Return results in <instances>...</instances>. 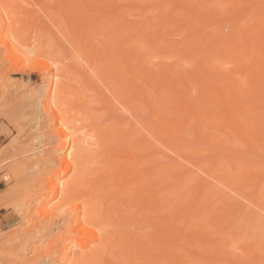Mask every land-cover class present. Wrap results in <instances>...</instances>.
Masks as SVG:
<instances>
[{
    "label": "rangeland",
    "instance_id": "374dc122",
    "mask_svg": "<svg viewBox=\"0 0 264 264\" xmlns=\"http://www.w3.org/2000/svg\"><path fill=\"white\" fill-rule=\"evenodd\" d=\"M87 1L93 4L90 6ZM87 1L88 6L82 0H0V235L12 238L15 247L11 250L26 257L23 264H56L66 250L64 237L69 234L70 206L78 201L77 196L89 197L95 189L102 194L101 200L106 201L103 226L118 236L117 247L121 252L119 257L110 253L107 264H264V109H259V115L253 117L250 109H246L247 104L235 99L239 98L237 93L243 99L237 84L241 82L238 76L244 73H251L248 80L252 88L264 98V82L261 83L264 50L259 53L263 56L256 54L254 44L247 37L251 32L243 33L250 27L252 32L259 31L257 24L264 20V0H116L114 3L107 0V4H113L111 9L102 0ZM94 5H103L107 11L101 8L102 12L101 6L96 7L97 11ZM79 15L90 18L87 27L82 26L87 19L82 16V21ZM2 19L7 22L8 30ZM201 24L208 33L198 34L201 28L196 25ZM260 31L264 33V27ZM7 36L11 45L7 44ZM260 41L263 45L264 36ZM77 44L79 52L75 49ZM38 49L41 55L36 53ZM215 52L218 56L212 55ZM128 54L136 60L129 59ZM46 57L50 58L48 62H56V68L42 74L37 67L44 69L45 63L48 64ZM209 62L215 65L209 66ZM57 67L62 73L61 101L76 90L82 92L84 103L77 104L76 115L82 121L89 116L96 135V145L79 155L78 172L69 171L60 179L63 186L71 184L70 199L66 201L59 195L50 197L44 185L60 164L55 161L51 167L44 168L39 162L45 152L59 146L58 140L62 138L55 140L59 136L55 134L54 141L50 136L68 115L67 111L59 112L53 118L51 109L45 111L41 103L36 104L38 92L44 84L48 86L47 80L57 72ZM198 67L206 73L205 80ZM259 72L262 75H257ZM211 83L218 87L222 97L234 103L227 105L232 109L230 118H236L250 137L257 132L261 140L246 141L242 134H232L236 124L226 129L227 125L222 123L226 110L220 107L222 97L213 98V91L206 90ZM226 86H234L233 93H237L226 96L223 91ZM173 88L185 95H175L178 100L183 98L181 101L175 100ZM211 97L212 103L208 100ZM111 101L116 105L114 110ZM255 102L247 106L256 105ZM179 103L188 109H181ZM202 104L209 107L203 106L208 112L201 119L207 129L197 120L204 116L196 108ZM235 104L246 110L240 113ZM190 107L193 112H189ZM75 119L74 123L79 125ZM160 124L170 133L159 129ZM218 133L228 138L221 139ZM127 145L141 160L145 161L151 154L157 159L145 180H131L128 192L118 193V180L106 172L110 165L98 163L96 157L110 153L125 158ZM240 164L246 169L238 174ZM162 165L166 167L159 170L165 173L156 169ZM89 168L93 172L86 175ZM218 172L221 177L212 178ZM74 176L77 179L72 181ZM85 176L87 180L82 187ZM154 191L159 193L154 195ZM37 198H45L44 203L36 204ZM44 211L48 212L46 216L42 214ZM91 245L96 247L98 243ZM67 250L70 253L65 264H70L72 258L79 260V264H101L100 258L87 256L86 248L70 243Z\"/></svg>",
    "mask_w": 264,
    "mask_h": 264
},
{
    "label": "bare ground",
    "instance_id": "6f19581e",
    "mask_svg": "<svg viewBox=\"0 0 264 264\" xmlns=\"http://www.w3.org/2000/svg\"><path fill=\"white\" fill-rule=\"evenodd\" d=\"M87 1V0H86ZM86 1L84 2L83 0H82V3H84V5L86 4L87 5V3H86ZM95 1H97V0H95ZM106 1L107 0H105V2L102 0L101 1V3H103L104 4V6H105V3H106ZM116 1V0H112V3H114V2ZM88 2V4L91 6V4H93V3H89V1H87ZM96 3V2H95ZM94 3V4H95ZM107 3H108V1H107ZM106 3V4H107ZM191 3V2H190ZM98 4H100V3H98L97 2V5ZM107 5H109L110 6V4H107ZM231 5H232V3H231ZM230 5V6H231ZM251 5V4H250ZM88 6V5H87ZM95 6V9L98 11V9H99V6H101L100 7V10H101V8L104 10V8L106 9L105 10V12L107 11V7H104L103 8V5H99L98 7L96 6V5H94ZM109 6H108V13H109ZM113 6V4H111V6H110V9H111V7ZM233 6H236V5H234V3H233ZM98 9H97V8ZM227 7V6H226ZM232 7V6H231ZM231 7H229V8H231ZM114 8V7H113ZM198 8H199V6H198ZM215 8V7H214ZM225 8V7H224ZM182 9V8H181ZM226 9H228V8H226ZM80 10H82V9H80ZM99 10V11H100ZM103 10H101L102 12H103ZM213 10H215L216 11V8L215 9H213ZM184 11V10H183ZM82 12V11H81ZM212 12H214V11H212ZM217 12V14H218V12L219 11H216ZM215 13V12H214ZM81 14H83V13H81ZM181 14H183V13H181ZM219 14H220V12H219ZM218 14V15H219ZM212 15H214V14H212ZM77 16V15H76ZM82 16H83V18H85V19H87V20H85V23L84 24H82V26L83 27H85L86 25H87V23H88V20L90 21V18H88L87 16H85L84 17V15H79V18L80 19H82V21H84V19L82 18ZM87 17V18H86ZM3 20V19H2ZM180 20V19H179ZM87 21V22H86ZM174 22V21H173ZM1 23V22H0ZM3 23H4V25H6V29L8 28L7 26V22H5L4 20H3ZM261 24L260 25H258L257 24V26H259V29H257V28H255V29H257V30H259V31H256L257 32V34H256V32L254 31V32H252L251 30H253L251 27H250V30H248V31H246L247 29L246 28H248V27H246L245 29L246 30H242V29H238V31L239 30H241V31H243V33H245L246 35H247V32L249 33V31L251 32V33H249V35H247V37L248 38H250L249 39V41H250V43L251 44H254V45H252L253 47V50L254 51H256V54H258V55H262L263 56V54H259V53H263V47H264V44L263 45H261V41H260V39L264 36V33L263 32H261L260 30L261 29H263V27H264V20H261V22H260ZM74 24H77L76 22L74 23ZM79 24H80V22H79ZM203 24V23H202ZM196 25L197 27H200L201 28V31L200 30H198L197 29V27H196V34H197V30H198V32H200V33H198V34H200V35H202L204 32L205 33H208L207 32V30L206 31H204L202 28V26L204 25ZM81 25V24H80ZM205 26H206V24H205ZM204 26V27H205ZM260 26H262V28L260 27ZM87 27V26H86ZM232 27H233V25H232ZM235 27H236V25H235ZM234 28V27H233ZM261 28V29H260ZM205 29V28H204ZM236 29V30H237ZM249 29V28H248ZM254 29V30H255ZM8 30V29H7ZM185 30H186V28H185ZM92 32H93V30H91ZM202 31H203V33H202ZM237 31V32H238ZM235 33H236V31H235ZM255 34L256 35V37H255V35H251V34ZM241 34H242V32H241ZM245 34H244V36H245ZM261 34V35H260ZM195 35V34H194ZM205 35V34H204ZM203 35V36H204ZM209 35V34H208ZM91 37V36H90ZM246 37V36H245ZM253 37H254V41L252 40L253 39ZM7 38H8V36H7ZM205 38V37H204ZM241 38H242V36H241ZM203 39V38H202ZM208 38L206 37V40H207ZM256 39V40H255ZM10 39L8 38V40H6L7 41V44L8 45H11L12 43H11V41H9ZM13 40H16L15 38H13ZM198 40V39H197ZM253 42H252V41ZM154 41H156V40H154ZM196 41V40H195ZM263 41V40H262ZM17 43H19V45H25V43H20L19 41H16ZM140 42V41H139ZM139 42H137L138 44H137V46H139L140 47V43ZM209 42V41H208ZM217 42V41H216ZM231 42V41H230ZM242 42V41H241ZM240 42V43H241ZM258 42V43H257ZM142 43V42H141ZM196 43H197V41H196ZM201 43V42H200ZM206 43V42H205ZM14 44V43H13ZM40 44V43H39ZM190 44H191V42H190ZM189 44V45H190ZM195 44V43H194ZM193 44V46H191V47H193L192 49L190 48V50L192 51V50H194V46L196 45H194ZM202 44V43H201ZM200 44V45H201ZM211 44V43H210ZM210 44H208V45H210ZM231 44V43H230ZM38 45V44H37ZM214 45V44H213ZM250 45V44H249ZM215 46V45H214ZM251 46V45H250ZM250 46H249V48H250ZM38 48H39V45L37 46ZM80 48V46L77 44V45H75V49H77V48ZM210 47V46H209ZM78 48V49H79ZM207 48H208V46H207ZM216 48V47H215ZM218 48V47H217ZM234 48V47H233ZM249 48H248V50H249ZM77 49V52H79V50ZM212 49H214L213 47H212ZM251 49V48H250ZM215 50V49H214ZM220 51H221V48L219 49ZM252 50V51H253ZM262 52H261V51ZM21 51V50H20ZM23 51V50H22ZM27 51V50H26ZM219 51V52H220ZM231 51H233L232 49H231ZM250 51V50H249ZM248 51V52H249ZM257 51H258V53H257ZM25 52V51H24ZM28 52V51H27ZM38 52V53H37ZM210 52V51H209ZM218 52V51H217ZM217 52H215V53H213L212 55H217L218 53ZM230 52V51H229ZM233 52H235V51H233ZM26 53V52H25ZM25 53H23V55H27V53L25 54ZM36 53L38 54V55H41V54H39V53H42V52H40V50L38 49L37 51H36ZM237 53V52H236ZM236 53H235V56H236ZM129 54H132V53H129ZM128 54V55H129ZM134 54V53H133ZM209 54H211V53H208V55ZM234 54V53H233ZM43 55V54H42ZM78 55L79 56H81V57H83L80 53H78ZM214 55V56H215ZM138 56V55H137ZM213 56V58H215ZM218 56V55H217ZM238 56V55H237ZM252 56V55H251ZM50 57V56H49ZM250 57V56H249ZM19 58V57H18ZM51 58V57H50ZM49 58V59H50ZM132 59V58H135V59H133V60H136V57H134V55H132V57L129 55V59ZM211 58H212V56H211ZM211 59V60H214V59ZM217 58V57H216ZM230 58H232V57H230ZM235 58V57H234ZM247 58V57H246ZM252 58V57H251ZM262 58V57H261ZM45 59H47V62H48V57H46ZM44 59V60H45ZM137 59H138V57H137ZM253 59V58H252ZM255 59V58H254ZM253 59V60H254ZM57 60V59H56ZM211 60H209V61H211ZM253 60H250L251 62L253 61ZM125 61V60H124ZM127 61V60H126ZM129 61V60H128ZM207 61H208V59H207ZM249 61V62H250ZM117 62V61H116ZM133 62V61H132ZM131 62V63H132ZM205 62V61H204ZM216 64H218L219 62H217V61H214ZM254 62V61H253ZM40 64L42 63V61L41 62H39ZM130 63V62H129ZM255 63V62H254ZM259 63V62H258ZM262 63V62H261ZM260 63V64H261ZM43 64H44V62H43ZM203 64V63H202ZM209 64H210V62H209ZM249 64H251V63H249ZM45 65L46 66H44V69H43V67H37V71L38 72H41L42 74H44L43 72L46 70V71H49L50 72V70H52L53 68H56V62L55 61H53V60H51V61H49L48 62V64H46L45 63ZM126 65V64H125ZM215 64H213V65H209V66H214ZM254 65V64H253ZM43 66V65H42ZM130 66V65H129ZM128 66V67H129ZM199 66V65H198ZM207 66V65H206ZM257 66V65H256ZM259 66V65H258ZM261 66V65H260ZM128 67H126V70H127V68ZM200 67H201V65H200ZM200 67H198L199 69H200ZM262 67V66H261ZM261 67L259 68L260 70H261ZM202 68V67H201ZM114 69V68H113ZM256 69V68H255ZM32 70H34V69H32ZM36 70V69H35ZM59 71V69H58V67H57V69H56V71ZM129 70V69H128ZM201 70V69H200ZM259 70V71H260ZM55 71V72H56ZM57 71V72H58ZM202 71V70H201ZM204 71H206V69L204 70ZM252 71V70H251ZM250 71V72H251ZM52 73V75H51V77L49 78V80H47V85L48 86H45V84H44V86L41 88V90H40V92H38L39 93V95L37 96L38 97V101H36L35 103L37 104V105H39L40 103L42 104V107L43 108H45V111L46 110H49V109H51V112H52V115H53V118H55L56 116H57V113H59L60 112V114H61V112H66L67 114V117H64L65 119H63V121L64 122H60V127H58V128H55L54 129V132H53V135L52 136H50V138L51 139H53L54 140V137H55V134H56V136L57 135H59V136H57V138L55 139V140H58V139H60V137L62 138V140L60 139V140H58L59 141V146H55V147H53V148H51L50 150H48L47 152H45V154L43 155V157H41L40 155H39V157H41L40 159H39V162L41 161L42 162V164L44 165V168H48V167H51L52 166V164L56 161V162H58L59 164H60V166H59V169L52 175V176H50L49 177V179H48V182L46 183L47 184V186H46V184L44 183V185H45V187L47 188V190H48V193H49V196L50 197H54V196H56V195H59L60 196V198H61V200L62 201H66L67 199H70V187H71V184H66V185H62V183L60 184V179H61V177H63L64 176V174H67V172H69V171H75V173L76 172H78V170H79V162H78V159H79V155H80V153L83 151V150H85V149H87V148H91L93 145H96V135H95V131L92 129V122H90L89 121V119H90V117L89 116H87L83 121L82 120H80V118L79 117H77V112H79V109H78V106H77V104L79 103H81V104H83L84 103V101H83V97H84V94L82 93V92H80L79 90H76L74 93H72V95L71 96H68L66 99H64L63 101H61V97H63L64 95H63V92H61L60 91V89H59V87H60V78H62V73ZM253 72V71H252ZM126 73V72H125ZM130 72L129 71H127V73L126 74H129ZM202 73H203V71H202ZM202 73H201V77L203 76V79L205 78V75H206V73H203V75H202ZM215 73V72H214ZM61 74V75H60ZM216 74V73H215ZM218 74V73H217ZM220 74V73H219ZM251 74V73H250ZM250 74L248 73H244V75L243 76H241V75H239L238 76V78L240 79V85L239 84H237L240 88H241V93L243 94V99H242V96L241 95H239L238 93H237V91H235L236 93H237V95L236 96H238L239 98H236L235 97V99L237 100V102H239V103H245V104H251V103H254L256 100L258 101V99H259V101L263 98H261V96L262 95H260L259 93H257L256 92V89H253L252 88V83L250 84V82L251 81H249L248 79H250ZM253 74H254V72H253ZM130 75V74H129ZM230 75V74H229ZM257 75H262V74H260V72H259V74H257ZM247 76H249V77H247ZM253 76V75H252ZM263 76V78H264V75H262ZM130 77V76H129ZM200 77V76H199ZM211 77H213V76H211ZM217 77V76H216ZM228 77V76H227ZM226 77V78H227ZM231 77H232V75H231ZM254 77V76H253ZM261 77V76H260ZM135 78V77H134ZM218 78V77H217ZM235 78V80L237 81V80H239V79H237L236 77H234ZM233 78V79H234ZM255 78V77H254ZM263 78L262 79H260V81H262L263 80ZM202 79V80H203ZM136 80H137V78H136ZM162 80H163V78H162ZM200 80H201V78H200ZM201 80V81H202ZM205 80V79H204ZM202 81V82H204V83H206V81H207V79H206V81ZM214 80V79H213ZM217 80V79H216ZM132 81V80H131ZM130 81V82H131ZM135 81V80H134ZM219 81V80H218ZM249 81V82H248ZM46 82V81H45ZM197 82V81H196ZM208 82V81H207ZM213 82V84H215V80L214 81H212ZM253 82V81H252ZM257 82H258V80H257ZM264 82V80L261 82V83H263ZM132 83V82H131ZM152 83L154 84V82L152 81ZM210 83V82H209ZM230 83V82H229ZM235 83V85H236V82H234ZM249 84V86H247L248 84ZM259 83V82H258ZM260 83V84H261ZM135 84V83H134ZM151 84V83H150ZM176 84V83H175ZM212 84V83H211ZM212 84V85H213ZM259 84V85H260ZM132 85V84H131ZM207 86H209L208 84H206ZM212 85L210 86V89L209 88H207L206 87V90L208 89L209 91H211V93H212V91H213V98L214 97H217L218 99H220V96L222 97V95H220L219 94V89H218V87H216V85H213L214 87H212ZM230 85H232V84H230ZM237 85L235 86V87H237ZM152 86V85H151ZM178 86V85H177ZM225 86V85H224ZM223 86V87H224ZM253 86H256V84L255 85H253ZM179 87V86H178ZM212 87V88H211ZM227 88H228V94H227V88L226 89H223V91L226 93V96H228L229 94H231L232 96H230V97H233V95H235L236 93H233V87L234 86H232V88H230L231 86H226ZM262 87V86H261ZM264 87V86H263ZM204 88V87H203ZM225 88V87H224ZM253 89V91H249V94L247 93L248 91V89ZM255 88V87H254ZM257 88H259L260 90H261V88L258 86ZM136 89H137V87H136ZM173 89H175V88H173ZM221 89V88H220ZM236 89V88H235ZM234 89V90H235ZM132 90H133V88H132ZM139 90V89H138ZM176 90V89H175ZM174 90V91H175ZM183 90V89H182ZM205 90V89H204ZM226 90V91H225ZM238 90V89H237ZM134 92L136 91L135 89L133 90ZM171 92L172 90H168V92ZM223 91H220V92H223ZM245 91V92H244ZM169 92V93H170ZM232 92V93H231ZM252 92V93H251ZM184 93V92H183ZM207 93V92H206ZM205 93V97L207 98V97H209L207 94ZM246 93H247V95H246ZM178 94V95H177ZM221 94H223V93H221ZM245 94V95H244ZM251 94V95H250ZM254 94V95H253ZM174 97H175V100L177 99L178 100V98L176 97V96H178V97H182L181 95H184V94H182V92H178V90H176V92L174 93V94H172ZM171 95V96H172ZM176 95V96H175ZM258 95V96H257ZM114 96V95H113ZM141 96V95H140ZM172 96V97H173ZM185 96V95H184ZM223 96H224V94H223ZM245 96V97H244ZM264 96V95H263ZM144 97V96H143ZM212 97L211 98H209L208 100L212 103ZM229 97V98H230ZM36 98V97H35ZM114 98H116L115 96H114ZM171 98V97H170ZM248 98V99H247ZM32 99H33V97H32ZM60 99V100H59ZM183 99V98H182ZM181 99V100H182ZM225 98L224 97H222V99H221V104H222V106H220L221 108L223 107V109H221V110H224L225 108H226V110L224 111V113L222 114L223 115V118L222 117H220V118H222L223 120H222V123L224 122V124H225V126L227 125V127H226V129L228 128V126L230 125V124H232L233 126L236 124V125H238V121H236V116H232L233 118H235V119H231L230 118V114H232V113H230L229 114V112L232 110V109H230L229 110V108H231V107H229V106H227V105H230V104H234V103H231V102H228V100H224ZM251 99V100H250ZM81 100V101H80ZM176 100V101H177ZM180 100V98H179V100L178 101H181ZM207 100V99H206ZM206 100H202V103L203 102H205L204 104H206L207 103V101ZM230 100H231V98H230ZM243 100V101H242ZM254 100V102H252ZM61 101V102H60ZM174 101V100H173ZM246 101H247V103H246ZM39 102V103H38ZM64 102V103H63ZM83 102V103H82ZM110 103V102H109ZM173 103V102H172ZM209 103V102H208ZM208 103L206 104V105H208ZM256 103V105H251V106H255V108H256V106H257V110L255 109H253V107H251L250 105H249V107L246 105V109L247 110H249L252 114L251 115H253V117H254V115L255 114H258L259 115V112H258V110L259 109H264V107L262 108H260L259 106H261V105H264V98H263V100L262 101H260V103H257V102H255ZM261 103H263V104H261ZM63 104V106L61 107V105ZM78 104V105H79ZM183 104H185L184 102H183ZM201 104V103H200ZM65 105V106H64ZM110 105L113 107H111L113 110L115 109L114 107L116 106L115 105V103L114 102H112L111 101V103H110ZM179 105L181 106L182 104H180L179 103ZM206 105L204 106L203 104H202V106H198V107H196V108H199V110H202L203 112L202 113H204L203 115L204 116H202L201 115V113H199V116L201 115V118H197V120H198V123H201L202 122V117H203V119H204V117H207V115H205L206 114V112H208L207 110L209 109V105L207 106L208 107V109H205V108H207L206 107ZM212 105V104H211ZM40 106V105H39ZM152 106H153V104H152ZM186 105H184V107H185ZM205 108H204V107ZM213 106H214V104H213ZM213 106L211 107V108H213ZM217 106V105H216ZM239 107L240 106V104H238V106H237V104H235L234 105V107ZM38 107V106H37ZM183 107V105H182V107H180L181 109L182 108H184ZM192 107V106H191ZM191 107H190V110H189V112H193V111H191V110H193V109H191ZM202 107V108H201ZM227 107H229V108H227ZM52 108H55V109H53L52 110ZM62 108V110H60ZM65 108V109H64ZM178 108V107H177ZM185 108H187V107H185ZM204 108V109H203ZM210 108V109H211ZM151 109V108H150ZM170 109V108H169ZM188 109V108H187ZM234 109V108H233ZM236 109V108H235ZM244 110H246L245 108H243ZM243 109H240V107L239 108H237V111H240V113L241 112H243L244 110ZM44 110V109H43ZM63 110H65V111H63ZM184 110V109H183ZM197 110V109H196ZM242 110V111H241ZM38 111V110H37ZM206 111V112H205ZM220 111V110H219ZM218 111V112H219ZM257 113H256V112ZM194 112H195V110H194ZM201 112V111H200ZM232 112V111H231ZM255 112V113H254ZM188 113V112H187ZM50 114V113H49ZM154 114V113H153ZM153 114H152V116H153ZM193 114V113H192ZM246 114V113H245ZM59 115V114H58ZM186 114H184V116H185ZM190 115V114H189ZM213 115V114H212ZM235 115H237V113L235 114ZM239 115V114H238ZM61 116V120L60 121H62V118H63V115H60ZM155 116V115H154ZM191 116V115H190ZM248 116V115H247ZM76 117V121H77V123L78 122H80L79 123V125L78 124H76V122L74 123V118ZM240 117V116H239ZM256 118H258L257 117V115L255 116ZM57 118V117H56ZM168 118V117H167ZM190 118H192V117H190ZM196 118V117H195ZM171 119H174V118H171ZM194 119V118H193ZM208 119V118H207ZM216 119V118H215ZM54 120V119H53ZM80 120V121H79ZM158 120H159V118H158ZM168 120V119H167ZM195 120V119H194ZM201 120V121H200ZM243 120V119H242ZM248 120H249V118H248ZM253 120L254 121H252L253 123H255L256 122V120L253 118ZM55 121V120H54ZM170 121V120H169ZM175 121V120H174ZM209 121H210V118H209ZM208 121V122H209ZM212 121V120H211ZM234 121L236 122V123H234ZM53 122V121H52ZM57 121H55V123H56ZM165 122V121H164ZM203 122H204V120H203ZM203 122L201 123V124H199V125H201V127L203 126L204 128H205V123L203 124ZM212 122H214V121H212ZM54 123V122H53ZM62 123V124H61ZM159 123V122H158ZM174 123V122H173ZM173 123H171V124H173ZM182 123V122H181ZM197 123V124H198ZM243 123H244V121H243ZM185 124V123H184ZM209 124V123H208ZM213 124H215V122L213 123ZM218 124V123H217ZM77 127H76V126ZM252 125V124H251ZM171 126V125H170ZM219 126H221V124L219 125ZM241 126V127H240ZM264 126V125H263ZM157 127H160L159 129H161V130H163V131H165V132H167V133H170V132H168V130L165 128V126L163 125L162 127H161V124L159 125V126H157ZM167 127V126H166ZM202 127V128H203ZM222 127H224V126H222ZM230 127H231V125H230ZM233 128V127H232ZM243 128H245V127H242V124H240L239 123V125L237 126V127H234L232 130H231V133L232 134H234V135H237V134H242L241 136H243L245 139H246V141H248L249 140V138H251L252 140H255L256 138H258V139H260V137H258L257 135H256V133H255V136H252V134H251V137H250V133H248V132H245V130L243 129ZM199 129H201V128H199ZM198 129V130H199ZM205 129H207V128H205ZM209 129V128H208ZM248 130V129H247ZM162 131V132H163ZM202 130H200V132H201ZM223 131V130H222ZM242 131H244V132H242ZM257 131H260V130H257ZM199 132V131H198ZM199 132V133H200ZM204 132H205V130H204ZM211 132H212V130H211ZM217 132V131H216ZM225 132V131H224ZM203 134V133H202ZM212 134H213V132H212ZM219 134V138H221V139H224V138H228V137H226L225 135H224V133L222 134V137H221V135H220V133H218ZM249 134V135H248ZM254 134V133H253ZM72 135H75V136H77L76 138L74 137V136H72ZM204 135H206V132H205V134ZM209 135V134H208ZM207 135V136H208ZM71 136H72V138H71ZM151 137H149L151 140H152V135H150ZM200 136H201V134H200ZM210 136V135H209ZM216 135H215V137H217ZM203 137V136H202ZM224 137V138H223ZM148 138V140L150 141V139ZM212 138H214V137H212ZM241 138V137H240ZM241 139H243V138H241ZM54 140V141H55ZM215 140V139H214ZM225 140V139H224ZM261 140V139H260ZM61 141V142H60ZM215 141H217V140H215ZM219 141V140H218ZM143 142L144 141H142V144H143ZM220 142V141H219ZM223 142V141H222ZM246 143H249V142H246ZM251 143H252V141H251ZM251 143H250V145H251ZM142 144H141V146H142ZM220 144V143H219ZM146 145V144H145ZM144 145V146H145ZM252 145H254V144H252ZM31 150H32V148H31ZM30 150V151H31ZM124 152L128 155L127 157H121V156H118V155H114V154H107L106 155V157L104 156H102V157H96V161L98 162V163H107V164H109L110 165V168L108 169H106V172H108L107 173V175H113V176H115V178L118 180V183H119V191H118V193H123V192H128V190L131 188V186H129V184L131 183V180L133 181V180H137V179H141V180H145V178H147L146 176H148V174H150L149 172H150V169H152L153 167H155L154 165H155V161H156V159L157 158H155L154 157V154H153V156L151 157V155H147V156H149V157H151V158H149V157H145V161H144V159L143 160H141L139 157H136L135 155H134V153L132 152V149H131V147L130 146H126L125 147V150H124ZM194 152V151H193ZM146 155V154H145ZM156 156V155H155ZM57 157V158H56ZM154 157V158H153ZM56 158V159H55ZM155 160V161H154ZM141 161H143V162H145V163H151L150 165H149V167L148 166H146V165H143V164H145V163H143V162H141ZM150 161V162H149ZM154 162V164H152L153 162ZM127 163H129V164H127ZM152 165V166H151ZM241 165V164H240ZM239 165V166H240ZM243 165V164H242ZM240 166L239 167V170H238V174H240V173H243V172H245V169H246V167H244V166ZM151 166V167H150ZM163 166V167H162ZM162 166H157L156 167V169H157V171H160L159 169H161V168H163L164 169V167H166V165L164 166V165H162ZM244 167V168H243ZM148 168H149V170H148ZM156 169H155V171H156ZM162 169V170H163ZM13 170V169H12ZM160 171V172H164V171ZM166 171H167V169H165ZM199 170L200 171H203V172H205V170L203 169V167H199ZM181 171V170H180ZM247 171H248V169H247ZM255 171H257L258 172V170H255ZM93 172V170L91 169V168H89V169H87V172H86V175H88V174H91ZM182 172V171H181ZM256 172V173H257ZM111 173V174H110ZM165 173V172H164ZM237 173V172H236ZM250 173V172H249ZM211 175V173H208V176H210ZM221 173L220 172H218V173H215V174H212L211 176H212V178H214L215 177V179H217V177L219 178V177H221ZM243 175V174H242ZM241 175V176H242ZM163 176V175H162ZM225 175H223V177H224ZM251 176V175H250ZM255 176H256V174H255ZM254 176V177H255ZM105 177V176H104ZM252 177V176H251ZM101 178H103L102 176H101ZM164 178H166V177H164ZM164 178H160L161 180H163ZM72 181H75L76 179H77V176H74V177H72ZM86 176H85V179H84V181L82 182V187L84 186V183L86 182ZM71 181V182H72ZM164 181V180H163ZM180 180H178V182H179ZM70 182V183H71ZM180 183V182H179ZM196 184H197V182H195ZM142 184V183H141ZM198 185V184H197ZM60 186V187H59ZM144 187L142 186L141 187V189H143ZM154 195H156V194H158L159 193V191H154ZM101 196H102V194H99L98 193V191H96L95 189H92L91 190V196H89V197H86V196H84V195H81V196H77L76 197V200H78V201H76L75 203H74V205H73V207H71L70 206V210H72V212H70V213H72L71 215H70V218H71V221H70V224H72V225H70L69 224V228H68V230H69V234L68 235H66L65 237H64V240H65V249L66 250H64L63 252H62V255L60 256V258L58 259V262L56 263V264H65V262H66V260H68L69 259V250H67V247L69 246V244L70 243H73V244H76L79 248H86L87 250H88V254H87V256L88 257H93L94 259H98V258H100L99 259V261H100V263L101 264H107L106 263V260H110V258H109V255H110V253H112V255L114 256H117V257H119V255L121 254V252H120V250L118 249V247H117V245H118V236L116 235V234H114V233H111V232H109L104 226H103V224H104V221L103 220H101L102 219V216H103V214H104V210H105V204H106V201H103V200H101ZM156 196H154V199H157L158 201H159V199L158 198H155ZM43 199H45V198H43ZM43 199H38L37 198V201H35V203L36 204H38L39 203V206L40 205H42L44 202H43ZM143 200H145V198L143 199L142 198V201ZM156 200V201H157ZM157 201V202H158ZM160 202V201H159ZM155 204V203H154ZM72 208V209H71ZM183 210H184V208H182ZM48 213V212H47ZM47 213H45V211L44 212H42V214H44V216H46L47 215ZM46 214V215H45ZM66 215H69L68 213H66ZM72 222V223H71ZM29 228H31L30 226H29ZM21 236H23V237H25V235H21ZM164 236V235H163ZM94 242H97L98 243V245L96 246V247H92V243H94ZM15 247V244H14V242L12 241V238L11 237H9V236H1L0 235V264H23L24 263V260L26 259V257H20V254L19 253H14L11 249H13ZM140 250V249H139ZM139 252V251H138ZM137 252V253H138ZM243 254V253H242ZM46 255H41V257H45ZM70 264H79V260H77V259H74V258H72V259H70V262H69Z\"/></svg>",
    "mask_w": 264,
    "mask_h": 264
}]
</instances>
